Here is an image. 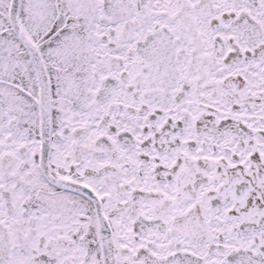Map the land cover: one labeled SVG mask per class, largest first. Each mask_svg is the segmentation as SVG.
Returning <instances> with one entry per match:
<instances>
[{
    "label": "snow or ice",
    "instance_id": "snow-or-ice-1",
    "mask_svg": "<svg viewBox=\"0 0 264 264\" xmlns=\"http://www.w3.org/2000/svg\"><path fill=\"white\" fill-rule=\"evenodd\" d=\"M0 264H264V0H0Z\"/></svg>",
    "mask_w": 264,
    "mask_h": 264
}]
</instances>
